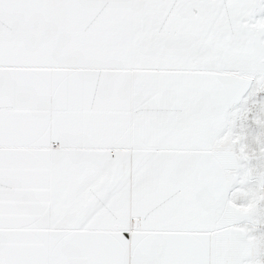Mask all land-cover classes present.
<instances>
[{"label":"snow or ice","instance_id":"1","mask_svg":"<svg viewBox=\"0 0 264 264\" xmlns=\"http://www.w3.org/2000/svg\"><path fill=\"white\" fill-rule=\"evenodd\" d=\"M0 264H264V0H0Z\"/></svg>","mask_w":264,"mask_h":264}]
</instances>
